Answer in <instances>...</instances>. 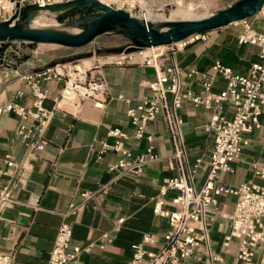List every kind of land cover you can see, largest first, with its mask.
<instances>
[{"label": "crops", "instance_id": "obj_1", "mask_svg": "<svg viewBox=\"0 0 264 264\" xmlns=\"http://www.w3.org/2000/svg\"><path fill=\"white\" fill-rule=\"evenodd\" d=\"M256 21L261 20H251L252 26ZM254 28L264 33V28ZM222 29L217 36H213L217 31L207 33L205 40L174 54L181 70L183 93L202 92L198 75L186 77L190 70L205 72L219 61L235 74L244 75L251 63L259 61L257 48L237 44L240 28L234 32H221ZM38 60L42 61H18L0 54L1 110L9 103L33 109L35 98L25 77L48 64ZM92 63L93 60L85 70ZM87 77L104 82L106 94L99 98L100 108L94 106L93 100L78 106L60 100L62 80L40 81L46 96L43 106L51 112V119L44 133L45 148L27 162L25 142L16 133L21 120L11 112H0V170L7 169L2 161L5 155L12 156L18 165L12 169V175L0 176V189L8 187L12 200L0 210V252L10 253L11 264H47L61 225L72 231L70 248L83 251L74 264H129L133 244L149 235L155 243L147 248L155 252L170 229L166 218L153 213L160 200L164 202L163 210L174 211L171 200L178 196L177 191H168L164 196L159 192L164 180L177 176L175 163L170 160L172 146L166 124L158 116L147 124L142 138H136V128L126 113L149 95L146 83L154 78V71L138 64H103L88 71ZM225 88L221 78L213 83V92ZM119 95L129 102L119 99ZM224 112L230 119L232 109L228 105H224ZM209 114L203 106L196 107L188 101H183L179 110L188 162L193 165L200 160L194 176L196 190L205 182L213 149L214 133L206 130ZM25 124L30 126L32 121ZM259 124L247 135L249 145L239 160L231 164L232 172L219 175L221 183L264 187V178L254 174V168L264 171V112ZM113 129L126 136L121 144L131 155L129 161L147 155L148 148L157 160L146 164L137 175L112 170L121 158L104 147L117 140L108 136ZM235 202L236 196L221 194L205 210L203 228L208 241L194 251L188 264H240L236 258L238 240L232 238L224 245L230 233L228 216ZM213 256L218 259L212 260Z\"/></svg>", "mask_w": 264, "mask_h": 264}, {"label": "built area", "instance_id": "obj_2", "mask_svg": "<svg viewBox=\"0 0 264 264\" xmlns=\"http://www.w3.org/2000/svg\"><path fill=\"white\" fill-rule=\"evenodd\" d=\"M75 0H0V22L19 20L26 6H37L40 9L65 4ZM101 4L103 0H97ZM104 4L114 10H121L131 17L145 22V14L160 12L163 9L157 0H107ZM175 0H170L172 6ZM47 10L38 11V13ZM37 13V14H38ZM264 23V6L255 15ZM150 22V21H149ZM235 25L240 26L237 36L238 45H249L258 49L259 61L251 63L244 75L235 74L232 69L223 66L219 61L205 72L190 70L186 77L198 75L201 79L202 92H182L181 70L174 61V54L185 49L189 44L205 40L206 34L195 35L184 41L166 46L162 52L138 49L134 53L118 56L117 62L109 64L123 66L138 64L154 71V78L146 83L149 95L140 100L135 108L127 110L131 124L135 126V137L142 138L147 124L160 116L166 124V130L172 146L170 160L175 163L177 176L166 179L160 187V194L164 196L168 191H177L178 196L171 200L174 211L163 210L164 202L158 201L153 209L155 215L166 218L170 229L163 235V242L154 252L147 248L155 241L149 235L143 236L139 243L130 248L133 252L129 264H188L194 251L208 241L203 228L205 210L215 202V197L221 194L236 196L232 213L228 216L230 233L225 238L224 245L234 238L239 242L237 261L240 264H264V187L245 183L237 187L227 186L220 182L219 175L231 173V164L237 162L245 147L249 145L247 135L259 128V117L264 112V33L257 31L249 19H243ZM128 47V46H127ZM126 47V48H127ZM67 65L55 64L46 67L25 80L35 100L33 109L9 103L0 112H11L21 120L17 129L26 145L25 162L35 158L46 146L45 130L51 119V112L43 106L46 98L40 89L41 80L56 79L63 81L60 100L78 106L86 100H93L94 106L100 108V96H105L104 82L91 80L87 71L73 70L69 73ZM221 78L226 88L213 92V83ZM68 89V93L64 94ZM119 99H124L119 95ZM183 101L194 106H203L210 111L206 130L214 133L213 149L209 159V171L203 186L196 190L194 176L200 160L191 165L187 159V152L182 136L183 121L179 115ZM224 105L232 109L231 118L225 116ZM32 121L30 126L25 123ZM109 137L117 138L112 146L104 145L120 154L121 158L112 167L123 172L137 175L143 167L157 157L148 148L147 155H140L129 161L130 153L122 146L121 139L126 136L117 129L108 132ZM150 139V138H148ZM6 170H0V176L12 175V169L18 165L10 155L3 157ZM254 174L264 178V171L254 168ZM86 197V194L82 195ZM12 203L10 189H0V210ZM107 238V235H103ZM72 231L66 225H61L56 233L52 250L47 264H74L80 253V248H70ZM259 255V256H258ZM258 256V258H257ZM216 256L212 260H217ZM10 253L0 252V264H11Z\"/></svg>", "mask_w": 264, "mask_h": 264}, {"label": "water", "instance_id": "obj_3", "mask_svg": "<svg viewBox=\"0 0 264 264\" xmlns=\"http://www.w3.org/2000/svg\"><path fill=\"white\" fill-rule=\"evenodd\" d=\"M264 6V0H239L227 9L198 20H179L165 22H145L131 17L121 10H114L97 0H75L40 9L26 6L19 20L0 22V54L5 52L12 42L35 45H54L64 48H81L101 35H120L129 41L125 49H117L115 54H131L138 49L168 46L184 41L195 35L207 34L227 25L256 15ZM53 13L68 12L73 18L68 25L79 28L78 33L33 28L30 25L38 11ZM83 58L87 57L82 56ZM53 66V65H50Z\"/></svg>", "mask_w": 264, "mask_h": 264}, {"label": "rangeland", "instance_id": "obj_4", "mask_svg": "<svg viewBox=\"0 0 264 264\" xmlns=\"http://www.w3.org/2000/svg\"><path fill=\"white\" fill-rule=\"evenodd\" d=\"M157 1H159L160 4V0ZM177 1L179 3H175V1H173L174 4L171 7H164L171 4L170 0H165L164 3L161 4L163 9L160 10V12L156 13V15L154 13L150 14L157 17H176L178 20H186V18L199 19L209 15L217 14L234 5L239 0ZM64 14H66L65 17ZM46 16L49 19V22L47 23L48 25L39 24L36 25L35 28L59 30L68 33H78L80 31L79 28H72L68 25V23L73 18H78L80 16L79 14H75L73 17L68 12H49L46 13ZM251 20L260 19L256 18L254 15L250 17L249 22H251ZM253 26L257 28H264V23L262 21H256L253 23ZM222 28L223 29L221 32H234L237 31L240 26L231 24ZM216 31H211L216 32L213 33V36L220 34V29ZM2 46L3 44L0 43V47ZM127 46H129V41L126 38L120 35L109 34L101 35L88 45L81 48H64L52 45H35L29 43L12 42L7 45L5 52H3L1 55H9L12 57V59H16L18 61L23 60L26 62L29 59V61H33L34 63H36L35 61L37 59H41L42 61L38 60V63L48 62V64H45V68L48 67V65L55 64L67 65L66 68L69 69V73H72L75 65H79L82 70L89 68V62H91V60H93V63L91 68L88 69L89 71L93 70L99 65L109 64V62H117L118 56L120 54H115L112 51L117 49H125ZM86 55L87 57H82ZM85 63H88V65Z\"/></svg>", "mask_w": 264, "mask_h": 264}, {"label": "bare ground", "instance_id": "obj_5", "mask_svg": "<svg viewBox=\"0 0 264 264\" xmlns=\"http://www.w3.org/2000/svg\"><path fill=\"white\" fill-rule=\"evenodd\" d=\"M165 0H160V5L164 3ZM104 4H108L107 0H103ZM159 3V1H158ZM175 3H179L177 0H175ZM210 16V15H209ZM208 17V16H207ZM144 18L147 21L150 22H165V21H179L176 17H157L152 14H145ZM205 18V17H203ZM202 19V18H199ZM186 20H198V19H191V18H186ZM49 22L48 17L46 16V12H41L38 13V16L31 22V27L35 28L36 25L42 24V25H48L47 23ZM70 31V30H69ZM42 45V44H41ZM54 46V45H52ZM166 49V46H159V47H153V48H148L149 51H157V52H162ZM74 70H78L80 72L86 71L85 69L82 70L79 65H75ZM69 91L68 89L65 90L64 94H67ZM65 102V101H64Z\"/></svg>", "mask_w": 264, "mask_h": 264}, {"label": "trees", "instance_id": "obj_6", "mask_svg": "<svg viewBox=\"0 0 264 264\" xmlns=\"http://www.w3.org/2000/svg\"><path fill=\"white\" fill-rule=\"evenodd\" d=\"M66 16V14H64V17Z\"/></svg>", "mask_w": 264, "mask_h": 264}]
</instances>
